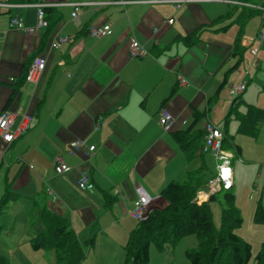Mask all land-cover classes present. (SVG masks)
Returning a JSON list of instances; mask_svg holds the SVG:
<instances>
[{
	"label": "crops",
	"instance_id": "1",
	"mask_svg": "<svg viewBox=\"0 0 264 264\" xmlns=\"http://www.w3.org/2000/svg\"><path fill=\"white\" fill-rule=\"evenodd\" d=\"M14 1L21 6L0 8V111L16 112L12 130L23 113L31 119L10 142L0 136V199L7 194L8 200L0 214L17 206L39 215L44 206L65 217L84 245L79 264H123L129 232L137 226L130 215L135 188L149 196L150 209L165 207L161 189L171 180L181 181L186 169L172 131L186 130L194 109L203 115L193 132H202L210 121L221 127L223 145H231L224 150L231 155L232 191L245 160L241 142L249 144L259 130L264 132V118L252 135L250 129L239 130L238 117L229 114V88L244 80L237 111L244 115L249 106L264 109V0H205L178 8L172 0L85 5L76 18L70 3L103 0ZM36 3L53 7L48 29L26 34L8 27L10 15H19L25 26L34 25L36 6L30 4ZM105 24L109 34H89V25ZM58 35L69 41L50 49ZM131 37L148 53L129 57ZM37 53L47 61L33 84L24 76ZM179 77L186 83L179 84ZM161 106L174 118L171 130L158 123ZM248 117L253 123L249 112ZM74 139L95 146L88 161L81 152H68ZM56 157L71 169L56 172ZM213 158L203 153L193 165L201 161L211 171ZM81 170L87 171L92 188L77 187ZM204 193L198 200L207 199ZM31 232L29 238L38 233Z\"/></svg>",
	"mask_w": 264,
	"mask_h": 264
},
{
	"label": "trees",
	"instance_id": "2",
	"mask_svg": "<svg viewBox=\"0 0 264 264\" xmlns=\"http://www.w3.org/2000/svg\"><path fill=\"white\" fill-rule=\"evenodd\" d=\"M45 19L52 17L53 7L43 8ZM56 20L58 15H55ZM50 25V23H49ZM47 25V29L49 27ZM190 36L183 39L189 42ZM235 67V66H234ZM224 81L218 86L222 87ZM174 88L171 89L173 93ZM233 98L229 107V114L233 113L240 121L239 130H251L256 134L257 124L264 118V109L249 106L247 113L242 115L237 111L238 99ZM248 112L253 116L254 122L248 120ZM203 113L193 110V120L184 131H172L173 138L179 143L185 154L186 169L181 181L171 180L162 189L161 196L166 200L165 207L151 209L146 217L137 222V226L129 232L124 246L125 257L123 264H148L149 246L153 242L157 247L163 243L175 244L178 239L187 235H195L197 246L185 251L187 264H247L251 256L250 244L242 240L235 231L240 224L241 218L234 205L235 196L230 191L231 185L221 188L222 200L225 206L221 209V227L216 230L211 213L208 209V200L214 199V194L208 199L198 202L196 191L201 183L207 182L209 170L200 161L199 165H193L194 160L199 159L201 154L203 131H195L194 128L201 119ZM171 130V129H169ZM222 139V148L225 149ZM236 151L240 147L235 145ZM200 160V159H199ZM7 194L0 199V212L6 206ZM39 217L44 228L31 236L29 241L33 248L53 249L57 264H79L84 257V245L78 240L70 222L63 216L58 215L46 207L39 208ZM254 218L258 221L264 219V208L261 203L255 207ZM92 243V237L86 240ZM0 264H9L7 256L0 253ZM253 264H264V243L254 256Z\"/></svg>",
	"mask_w": 264,
	"mask_h": 264
},
{
	"label": "rangeland",
	"instance_id": "3",
	"mask_svg": "<svg viewBox=\"0 0 264 264\" xmlns=\"http://www.w3.org/2000/svg\"><path fill=\"white\" fill-rule=\"evenodd\" d=\"M252 99H256L255 95ZM251 139L253 142L249 144L244 141L241 142L243 143L242 156L245 158L244 163H242L243 169L239 173L241 180L238 179L239 176L237 175L235 185L232 186L235 196L234 205L241 218L235 231L242 240L250 244L251 248V256L247 264H253L254 256L264 243V219L258 221L254 218L256 205L261 203L264 208V167L261 177L257 178L256 176L259 169L264 165V132L259 130L258 135L251 137ZM239 140L241 141L240 138ZM224 147L231 150V145ZM235 159L241 161L240 158ZM212 164L208 180L217 172L214 158ZM207 182L201 183L197 189L207 194L210 193ZM221 188L222 185L218 183L214 192L215 198L207 202L216 230L221 227L220 214L222 207L225 206L222 200L224 191ZM0 219V223H2L0 253L7 256L9 264H57L53 249H35L29 241L31 231L37 233L44 228L36 210L30 207L19 210L16 206V208L1 213ZM18 237L23 240L18 241ZM196 246L197 238L195 235L183 236L175 244L165 242L162 247H157L151 242L148 264H187L185 251Z\"/></svg>",
	"mask_w": 264,
	"mask_h": 264
},
{
	"label": "built area",
	"instance_id": "4",
	"mask_svg": "<svg viewBox=\"0 0 264 264\" xmlns=\"http://www.w3.org/2000/svg\"><path fill=\"white\" fill-rule=\"evenodd\" d=\"M152 0H103V1H84V2H72L70 3L73 6V11L71 13V16L73 18H76L79 12V9L81 6H104V5H120L124 6L130 3H136V2H151ZM205 0H172L175 8L180 7L184 3H190V2H200ZM26 5V4H23ZM33 6H36V23L32 26H25L22 23V18L19 15H10L8 20V27L14 28L23 31V33L26 34H36L40 29L44 28L47 25V21L45 19V13L43 8L47 6L45 3H36V4H30ZM14 6H21L20 4L16 3L14 0H0V8H6L10 9ZM167 23L172 22V18H168L166 20ZM111 31V28L109 24H105L102 26H88V32L90 35L94 37H99L103 35L109 34ZM260 36H264V29L261 30ZM69 41V38L67 36L58 35L56 37V41L52 42L50 44V49H54L58 43H67ZM128 55L129 57H140L148 53V50L141 44H139L135 38L131 37L128 42ZM252 53L255 52V50H251ZM47 57L46 55H43L41 53H37L34 55L25 72V80L29 81L33 84L38 83L40 80L43 71L46 66ZM179 84L186 83V80L179 77L178 79ZM246 87V81H240L234 86H230L229 93L231 98H236L240 96V94L245 90ZM158 123L160 126L165 129L169 130L171 129L174 118L173 116L168 112V110L161 106L158 110ZM16 112H14L12 109H4L0 111V136L3 138V140L10 142L16 135H18L22 130H24L30 119L31 115L27 113H23L21 115L20 122L18 126L12 130L11 125L15 119ZM97 127V125H96ZM223 131L221 127L214 125L210 121H206L204 123L203 127V136H202V144H201V151L204 153H210L214 156L217 172L214 174V176L208 180L207 184L209 186L210 193H204L206 196H209L211 194H214L216 185L220 183L223 188L228 187L231 179V173H230V158L231 155L228 154L223 148H222V139H223ZM93 144H87L83 139H74L68 142L67 144V150L69 153H76L81 152L84 156L85 161H88L91 156L92 152L94 150ZM54 169L58 173L66 172L71 169L70 166H68L60 157L55 158L54 162ZM76 185L79 189H90L93 187V184L90 181L89 175L86 170H81L79 172V177L76 181ZM136 193L137 197L135 199L134 205L132 210L130 211V215L137 221H140L144 219L147 215V213L150 211L149 203L150 198L145 193V191L140 187L136 186ZM203 191L197 192V199L200 197V194Z\"/></svg>",
	"mask_w": 264,
	"mask_h": 264
},
{
	"label": "clouds",
	"instance_id": "5",
	"mask_svg": "<svg viewBox=\"0 0 264 264\" xmlns=\"http://www.w3.org/2000/svg\"><path fill=\"white\" fill-rule=\"evenodd\" d=\"M240 95H241V94H240ZM231 99H232V98H231ZM230 159H231V158H230ZM216 168H217V167H216ZM215 174H216V173H215ZM213 176H214V175H213ZM230 185H231V179H230V183H229L228 187H229ZM226 188H227V187H226ZM198 191H200V190H197V191H196V199H197V192H198ZM208 197H209V196H207V199H208ZM207 199H206V200H207ZM206 200H203V201H206ZM197 201H198V202H203V201H200V199H199V200L197 199ZM150 210H151V209H150ZM136 221H137V220H136ZM137 222H138V221H137Z\"/></svg>",
	"mask_w": 264,
	"mask_h": 264
}]
</instances>
